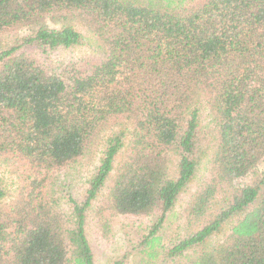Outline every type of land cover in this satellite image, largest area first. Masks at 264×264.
I'll use <instances>...</instances> for the list:
<instances>
[{"label":"trees","instance_id":"16d2710c","mask_svg":"<svg viewBox=\"0 0 264 264\" xmlns=\"http://www.w3.org/2000/svg\"><path fill=\"white\" fill-rule=\"evenodd\" d=\"M73 24L92 54L51 59L83 45ZM100 146L76 198L57 171ZM0 163L21 180L7 203L0 182V264H94L95 201L105 241L155 218L111 264H264V0H0ZM200 169L169 228L189 233L167 246Z\"/></svg>","mask_w":264,"mask_h":264},{"label":"rangeland","instance_id":"374dc122","mask_svg":"<svg viewBox=\"0 0 264 264\" xmlns=\"http://www.w3.org/2000/svg\"><path fill=\"white\" fill-rule=\"evenodd\" d=\"M62 24L60 23H48L47 26L53 29H60ZM74 29L79 32L83 39V45L78 47H72L69 49H57L52 55L51 59L53 60H66V59H73L79 60L82 57L88 56L92 54L91 51V43L93 38L91 34H89L84 28L78 26L77 24H73ZM4 43L10 44L12 41V37L5 36L3 39ZM201 125L203 127L208 128L210 126V118L208 115L207 110L201 111ZM103 147L100 146L96 149L93 153V158L91 156L86 157L81 164L71 165L68 168L57 171L60 175L61 181L66 184H69L72 188V192L76 198H78L83 190L86 187V182L90 178V176L95 172V169L98 165L99 158L101 156V152ZM210 154V153H209ZM119 161V157L115 159L113 164V172L110 174L112 176L114 174V169L116 168ZM259 171H264V166H260ZM202 169L198 171L192 183H190L187 187V190L182 193L174 208L171 212H169L166 216L165 221L162 224V227L159 231V235L161 233L166 236L164 244L169 245L172 242L171 237L174 235L172 232L175 229L174 226L176 224L181 225V222L177 218L179 214L182 212V209L186 207L189 196L195 191L197 180L202 175ZM253 175H247L243 179L235 182L234 185H247L251 181ZM0 182L2 185V189L4 191V202H9L12 198L16 195L18 188L21 186V180H19L15 175L10 172V169L0 163ZM108 182L106 183L107 186ZM236 184V185H237ZM105 192L103 189L102 193ZM230 196L229 191L222 190L221 194L219 195L220 198L223 195ZM96 201L91 204V208L89 210V221L91 222L90 227L86 230L87 240L92 250L94 264H111L113 261L119 259L123 253L129 250V247H133L139 243L142 238H144L150 229L151 224L155 221V218H135V217H128L125 219H121V222L114 227V235L110 238L109 241L102 240L99 237V233L95 230V226L92 222V213L95 209ZM182 220V219H181ZM183 221V220H182ZM174 225L171 229L170 226ZM230 225L228 224L225 226L223 232L221 234H213L207 239V245H214L220 243L224 238V236L228 233ZM201 226L199 225L196 229L198 230ZM168 230V231H167ZM189 232L185 231L184 229H180L179 232L173 236V243L178 242V240L184 239ZM170 240V241H169ZM136 247V246H135ZM134 247V248H135Z\"/></svg>","mask_w":264,"mask_h":264}]
</instances>
